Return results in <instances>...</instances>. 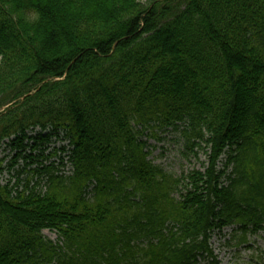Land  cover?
Here are the masks:
<instances>
[{"label":"trees","instance_id":"16d2710c","mask_svg":"<svg viewBox=\"0 0 264 264\" xmlns=\"http://www.w3.org/2000/svg\"><path fill=\"white\" fill-rule=\"evenodd\" d=\"M0 149V264H222L224 226L264 264V0H0Z\"/></svg>","mask_w":264,"mask_h":264},{"label":"rangeland","instance_id":"374dc122","mask_svg":"<svg viewBox=\"0 0 264 264\" xmlns=\"http://www.w3.org/2000/svg\"><path fill=\"white\" fill-rule=\"evenodd\" d=\"M161 140H155L151 138L149 143L152 146H156L153 149L152 156L155 157V162L162 164L167 170L181 175L187 173L191 170H201L204 171L208 165V154L203 149H197L198 155L189 154L186 155L183 152L184 143L182 140L179 142L175 141L174 138H171V135L168 132H161ZM170 136V137H168ZM166 137V138H165ZM208 151V150H207ZM194 155V156H193ZM151 156V157H152ZM44 233L53 240H56V233L49 231L48 229ZM248 244H256L257 246H264V240L262 237L258 236H249ZM224 239L214 238L213 246L216 248V252L219 254V258L222 259L223 264H255L257 261V256L254 251L249 249L240 248H228L223 246ZM220 245V246H219ZM252 255L254 257H252ZM252 259V261H251ZM254 260V261H253Z\"/></svg>","mask_w":264,"mask_h":264},{"label":"water","instance_id":"95a60500","mask_svg":"<svg viewBox=\"0 0 264 264\" xmlns=\"http://www.w3.org/2000/svg\"><path fill=\"white\" fill-rule=\"evenodd\" d=\"M28 95H29V94H28ZM22 99H24V97H23Z\"/></svg>","mask_w":264,"mask_h":264}]
</instances>
